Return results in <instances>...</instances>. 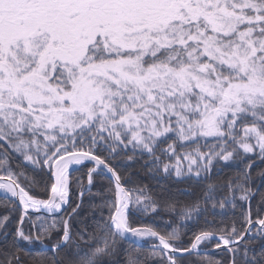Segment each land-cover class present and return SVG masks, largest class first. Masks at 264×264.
Returning <instances> with one entry per match:
<instances>
[{"label":"snow or ice","instance_id":"obj_1","mask_svg":"<svg viewBox=\"0 0 264 264\" xmlns=\"http://www.w3.org/2000/svg\"><path fill=\"white\" fill-rule=\"evenodd\" d=\"M0 206V264H264V0H0Z\"/></svg>","mask_w":264,"mask_h":264},{"label":"trees","instance_id":"obj_2","mask_svg":"<svg viewBox=\"0 0 264 264\" xmlns=\"http://www.w3.org/2000/svg\"><path fill=\"white\" fill-rule=\"evenodd\" d=\"M135 171H140L139 166H137ZM75 175H79V173H76ZM140 175L143 176V172H140ZM257 183H259V181H257ZM173 191H176V190L173 189ZM3 211H4L3 207L0 206V212H3ZM150 223H151V220L149 218L142 217V218H137L136 224L134 226H143V225L150 224Z\"/></svg>","mask_w":264,"mask_h":264}]
</instances>
